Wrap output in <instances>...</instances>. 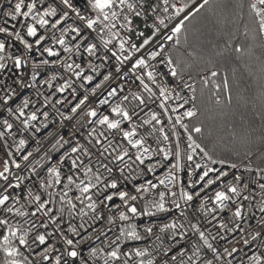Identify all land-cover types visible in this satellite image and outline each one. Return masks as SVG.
Here are the masks:
<instances>
[{
	"label": "snow or ice",
	"instance_id": "6c2138e0",
	"mask_svg": "<svg viewBox=\"0 0 264 264\" xmlns=\"http://www.w3.org/2000/svg\"><path fill=\"white\" fill-rule=\"evenodd\" d=\"M8 2L11 3V0ZM196 2L197 0H177V2L159 0V3L153 0H134V2L133 0H85L81 8L74 3V0H52V2L30 0L28 3H25V0H15L12 7L4 11L3 15L12 21L21 17L34 21L26 25L28 37L38 36L36 25L40 28L50 25L51 29H57L58 26L66 24L59 28L61 33L59 38H56L55 33L51 37L39 35L35 40V45L40 46L46 39H50L52 45H59L60 49L69 56L61 58L60 50H54L53 46H45L42 48L41 55L46 53L48 57L56 59L51 61L43 59L39 64L34 63L32 65L34 71L30 74L31 83L25 81L23 73H20L14 81L20 88H35L39 83L46 84L51 90L54 87L52 82L59 76L63 82L55 86L54 92L44 95L37 91V97H43L42 100L33 101L25 96L13 109L11 105L19 96V92L11 85L0 88V92H3V95H0V109L19 120L23 130L35 128L36 132H40L41 128L36 127L33 122L38 120V113H41V109L49 105L53 108L56 104L72 105L68 115L57 109L61 123L71 121L78 110L89 101L88 92L95 96L105 84L108 85L107 94L104 98L98 99L97 107H89L81 117V119L87 118L88 125L102 126L104 130L98 131L97 127H92L83 137L86 144L81 143L79 139L75 142L65 139L63 134L54 137L53 149H56L57 145L60 148L68 145V148L55 163L46 168L47 181L43 178L39 180L38 187L47 193V198L43 194L34 195L32 188H27V195L30 198L28 203L34 205V210L29 213L20 208L8 206L10 196L0 195V210L20 217L31 216L33 218L29 228H22L10 224L7 219H0V226L5 227V230L0 232V250L6 257L4 264H33V260L25 255L21 246L28 253L40 257L43 264H90V262L94 264L97 259H102L103 264H117L122 256L126 258L122 264H129L133 256L136 258L134 264H158L156 256H153L148 247L134 246L128 251L123 250L125 244L147 238L140 234L137 223H128L126 226L119 227V234L107 243L110 250L105 251V248L93 246L94 241H99L101 236H106L103 228L99 230L94 228L98 221L106 220L107 225L116 224L117 217L111 214L105 216L104 208H108L109 212L112 209L118 210V219L121 222L149 218L150 222L143 226V232L148 237L153 234L158 223L151 218L157 217L158 214L178 212L180 217L185 218V223H180L175 218L159 222V232L169 233L168 239L174 241L171 246L163 249V258L159 264L175 262L177 255L181 257L179 264H198L205 250L211 252L213 258L204 260L203 264H214V261L220 264H233L232 260H225L224 257H232L234 253H237L240 249L236 245L242 243L243 246H248L262 236V232L257 231L255 234L249 233L248 238H245L243 235L245 229L239 222L244 220L247 209L250 220L257 219V211L261 213L258 223L264 226V182H261L264 181V167L253 168L251 162L245 164L243 161L237 162L224 156H217L198 142L194 134H202L203 126L194 124L190 127L189 123L185 122L192 120L198 114L195 103L197 100L196 86L184 80L171 56L164 52L163 43L157 39L158 35L162 34V29H168L169 23L177 19L178 23L170 29L171 34L163 33L162 39L172 40L174 35L179 34L185 27V21L194 14L192 6H195ZM209 3L210 0H203L194 11L199 12ZM38 4L43 7V11L39 10ZM161 6L162 12L167 15L159 13ZM249 7L258 24L259 33L264 35V0H253ZM70 12L75 14L74 17L70 16ZM92 13L95 14L94 17ZM48 17L57 18L53 22L47 19ZM141 18L145 30H140V26L136 24V20ZM69 19L72 20L71 24H67ZM150 19L152 23L148 22ZM77 21L80 23L77 24ZM4 23L7 24L8 20L6 19ZM21 26H24L23 22ZM12 28L16 29V25H12ZM121 30L127 34L122 35ZM0 33L14 37L27 52L33 50V44L29 43L18 29L10 31L8 27L0 26ZM70 33L73 34L71 41L75 43L66 41L65 37ZM236 51H241V48L237 47ZM5 52V40L0 39V72L7 68L4 62ZM72 54L76 57L86 54L87 69H90L93 74H86V69L81 63L72 60ZM91 58L100 60L101 63L96 65ZM158 58L161 59L158 60ZM7 59L13 61L16 69H20L27 63L22 56H13L11 53L7 54ZM153 61H157V64H153ZM165 64L168 69L167 73L160 71L158 67V65ZM42 65L59 66L71 75L65 78L55 73L47 79L38 80L41 74L35 69ZM105 68L108 69L106 72L100 71ZM217 75L218 72L212 70L210 77L203 76L201 79L204 86L207 87L210 79ZM129 76L134 77V81L139 82L138 86L141 87L142 92L147 94L145 97L141 92L130 93L132 100L138 102L131 109L124 104L129 100V96L121 95L125 91L122 82ZM167 76L181 82L182 89H188L189 95L187 97L182 95V89L177 90L179 85H170ZM97 77L101 78L93 83L97 81ZM158 77L163 79L158 80ZM211 83L215 89L212 97H215L216 104H220L221 99L218 92L221 84L216 83L214 79H211ZM0 84H3V81H0ZM223 89L226 91L229 89L227 78L223 80ZM80 90L86 93L82 97H80ZM65 92H68V96L57 99L53 103L52 96ZM111 98H118V102L111 103ZM73 101L76 102L73 104ZM228 102L231 103L230 95ZM190 103L191 106L186 107ZM37 104L40 107H37ZM30 105L34 110L26 116L25 110ZM150 105H155V109ZM103 106H108L110 114L98 112V109ZM141 112L146 118L140 116ZM41 114L45 121L42 127L47 129L46 121L49 119V112L42 111ZM113 116L115 118H111ZM22 117L26 118L21 119ZM138 120L140 123H137ZM126 123L129 125L128 128L124 127ZM2 124L5 131L0 132V139L5 137L6 132L11 133L13 129V124L7 118L3 119ZM145 125L151 126L147 136L140 135L138 132V128ZM166 128L169 130L166 131ZM181 129L183 135L186 136V149L183 155ZM157 132L159 133L156 139L157 147L153 148L148 144V137ZM27 144L26 139H19L16 146L17 154L25 149ZM5 155L10 158L13 154L8 151ZM32 155L33 153L29 151L21 159L28 162ZM252 155L253 153L249 151L246 158ZM197 156H199L198 161L195 159ZM157 157L159 159H156ZM2 163L3 170L0 171V180H3L5 185L0 187H3V191L7 193L9 189L21 188L24 177L15 176L16 182L13 183L9 178L12 175L9 159H3ZM11 163L17 170L21 169V163L14 159ZM133 164H136L138 168L136 175L132 174ZM28 167L35 174V169L31 165ZM65 167L67 168L66 173L63 172ZM158 169H164L162 175H156ZM80 173L83 174V178ZM230 173L231 178L229 179ZM243 173H248L249 178L245 179ZM149 174H152L155 182L153 179H145L142 183H136L141 177ZM61 185L59 191H47ZM161 186L164 190H159ZM256 188L260 190L259 203H253ZM208 189H212L214 195L204 194ZM74 190L78 195L70 196L69 193ZM245 191L248 194H243ZM148 193H154L156 198L150 200L142 209L138 208L135 203H131L137 201L138 198L143 200L145 194ZM12 199L16 203L20 201L19 196L12 197ZM116 199L121 203L116 204ZM74 201L82 205L78 211L77 203ZM209 201L211 206H209ZM245 202H248L247 205ZM57 203L59 207L54 208L53 206ZM121 207L126 208V211L119 210ZM188 208H193L196 213L203 214V223L216 228V234L212 235L207 227L202 230V222L199 218L196 222L188 220L186 216ZM65 209H67V219L64 215ZM89 213L92 215L89 216ZM215 213L225 215H221L218 219ZM227 213H230V216L226 215ZM208 216H211V219H208ZM76 217L81 220L78 226L72 222ZM85 217H89L91 223H88ZM36 220H39L38 226ZM213 221L217 223L213 224ZM41 228L45 231H40ZM89 228L96 233L94 237L92 232H89ZM237 229L242 235L239 240L235 241V244L231 240L228 241L233 245L230 249L223 247V252H221L211 242L224 241L226 237L221 233L231 234ZM111 230V228L108 229V231ZM33 231L36 234L30 244L28 237ZM189 232L197 238L191 240ZM75 237H80V239H74ZM156 239L161 240V237L158 235ZM13 241H18L19 246ZM181 241L185 242L184 245L179 247L176 254L169 257V253L181 245ZM41 246H43L42 250L36 251ZM258 248H264V240ZM189 249L191 254L184 259ZM246 256L248 264H264V252L255 251Z\"/></svg>",
	"mask_w": 264,
	"mask_h": 264
},
{
	"label": "built area",
	"instance_id": "2783aa9c",
	"mask_svg": "<svg viewBox=\"0 0 264 264\" xmlns=\"http://www.w3.org/2000/svg\"><path fill=\"white\" fill-rule=\"evenodd\" d=\"M250 1H251V3L253 2V0H250ZM28 2H30V0H25V3H28ZM46 2H52V0H46ZM133 2H134V0H133ZM153 2L159 3V0H153ZM202 2H203V0H197L196 5L192 6L193 12H195L194 11L195 7H197ZM14 3H15V0H11V3H9L8 0H0V26L8 27L10 31H15L18 29L21 32V35H23L24 38L26 40H28L29 43L33 44V50L31 52H27L24 49L23 45L19 41L15 40L14 37H8L6 34L0 33V39H4L5 43H6V52L4 53L6 59L4 62L7 64V68L3 72H0V81H3V84H0V88L11 85L13 88H15L19 92V96H17L15 98L14 103H12V105H11L13 107V109H15L16 104H18L20 102V100L25 96L29 97L33 101H36L38 99L42 100L43 97H37V95H36L37 91L43 93L44 95H50L52 92H54L55 86H58L60 83L63 82V80H61L58 76L57 80L52 82L54 87L51 90L48 88V86L46 84L37 83L35 88H20L18 85H16L14 83V81L16 80L17 76L20 73L24 74V79L27 83H31L30 74L34 71V69L32 68V65L34 63L39 64L40 61H42L43 59H48L50 61L56 59L54 57H48L46 53L41 55L43 47L53 46L54 50H60L61 51V58H67L69 56L68 53H64L62 51V49H60L59 45H52V42L50 39H46L44 42H42V44L40 46L35 45V40L38 38L39 35H45L47 37H51V35L53 33H55L56 38H59V36L61 34L59 28L66 26V24H62V25L58 26L57 29H51L50 25L47 26L46 28H40L39 25H36L38 28V36L37 37H28L26 35V25L28 23H34V21H31L30 19L25 20L22 17L18 18L16 21H12L11 19H9L3 15L4 11L9 9L10 7H12V4H14ZM74 3L77 6L83 8V6L85 4V0H74ZM53 6H55V4H53ZM38 8L40 11H43V7L40 6L39 4H38ZM24 10L26 11L27 9L25 8ZM58 11H59V9H58ZM158 11L161 15H167V14H164L162 12V6H161V9H159ZM170 12H171V9H170ZM74 15H75L74 13L70 12V16L74 17ZM92 15L94 17L95 14L92 13ZM56 18L57 17H48L47 19L54 22V20ZM6 19L8 20L7 24L4 23V21ZM21 22H23V25H24L23 27L21 26ZM148 22L152 23V20L150 19ZM71 23H72V20L69 19L67 21V24H71ZM79 23L80 22L77 21V24H79ZM166 23H168V21H166ZM176 23H178V19L173 20L171 23H169V28L168 29H162V34L158 35V37H157V39L160 40L161 43H163L164 52L167 55H169L168 50L171 47H176L179 44V40H180L179 34L180 33L174 35L172 40L162 39V35H163V33L171 34L170 29ZM14 24L16 25V29L12 28V25H14ZM136 24H138L140 26V30H145L142 18L137 19ZM121 34L126 35L127 33L124 30H121ZM71 35H73V34L70 33L68 36L65 37V39H66V41H68L70 43H75V42L71 41ZM261 36H262V40L264 42V35L261 34ZM177 41H178V43H177ZM136 42H139V41H136ZM114 43H115V41H114ZM8 53H11L13 56H16V55L22 56V58L27 61L26 65L22 66L20 69H16L14 67L13 61L7 59ZM162 56H163V54H162ZM85 57H86V54H84V56H82V57H76L74 54H72V60H74L76 63H81L82 67H84L86 69V74H93V73H91L90 69H87ZM161 58H158V60ZM91 59H92L93 63L96 65H99L101 63L100 60H96L95 58H91ZM69 62H71V61H69ZM152 63L157 64V61H153ZM158 67H159L160 71L167 73L168 69H167L166 64L165 65H158ZM107 70H108L107 68L100 69V71H102V72H106ZM35 71H38L41 74L38 77V80L47 79L48 77H50L51 75H53L55 73H59V74L63 75L65 78H67L68 76L71 75L70 73L64 72V70L62 68H60L59 66L52 67V66H43L42 65L41 67L35 69ZM210 72H211V70L203 71L197 77L189 75V74H185L182 76L184 77L185 81H187L188 83H194L195 86L197 87L198 82H203L201 79L203 76H209L210 77ZM100 78L101 77H97V81H94L93 83L98 82ZM73 79H74V77H73ZM159 79H163V78L158 77V80ZM167 80L169 81L170 85H172V86L179 85L177 90L182 89V83L179 82L178 80H176L175 78H172L171 76H167ZM122 83L124 84L125 91L123 93H121V95H128L129 96V100L124 102L125 106L128 107L129 109H131L132 107L135 106L136 103H138L137 101L132 100L130 93L141 92L142 95H144L145 97L147 96L146 93L142 92L141 87L138 86L139 82L134 81V77L129 76ZM107 89H108V85L105 84L100 90L97 91L95 96H92L91 93L88 92L87 94L89 95V101H87L86 104L84 106H82V108L80 110H78L77 114L73 116V119L71 121H64L63 123H61V117H60L59 113L57 112V109H59L60 112H64L66 115H68V114H70V107L72 105L62 106L60 104H56L55 108H53L51 105H49L47 108H42L41 113H42V111H48L49 112V119H48V121H46V123H48V128L47 129L43 128L42 123H44L45 121H44L43 115L41 113H38V120L33 122V123L36 125V127L41 128L40 132H36L35 128H29L26 131L23 130V126L20 124L19 120L15 119L14 116H9L7 114V112L0 109V132L5 131L4 126L2 124L3 119L7 118L9 120V122L13 124V129L11 130V133L6 132L5 137L0 139V171L3 170V163H2L3 159L7 158V159H9V167H10L11 173H12V175H10V177H9L10 180L13 183H15L16 182L15 176L22 175L24 177L23 184L21 185V188H19V189H9V191L7 193H5L3 191V187H0V195H9L10 196V200L7 202L8 206H13L14 208H20L22 211H28L29 213L32 210H34V205H29V203H28V200L30 198L27 195V191H26L27 188H32L34 195L35 194H43L45 196V198H47V193L43 189H40L38 187L39 180L41 178H43V179H45V181H47L46 168L51 166L53 163H55L59 159V157L64 153V151H66L68 148V145H65L63 148H60L59 145H57V148L53 149L52 144L55 142L54 137L57 136L58 134H63L65 136V139H70L73 142H75L76 139H79L81 141V143L86 144V141H84L83 137L86 136L88 131L92 127H94L95 125H88L86 123L87 118L84 117L83 119H81V117L83 116V113L87 111V109L89 107H97L98 99L104 98V96H106ZM154 90H155V88H154ZM84 94H86V93H84L83 90H80V97H82ZM181 94L184 95L185 97H187L189 95L188 89H182ZM0 95H3V92H0ZM64 96H68V92H65L63 94L56 93L54 96H52L53 103H55V101L57 99H62ZM69 99H70V97H69ZM75 102L76 101H73V104ZM110 102L116 103V102H118V98H111ZM36 106L40 107L39 104H37ZM190 106H191V103L189 105H187L186 107H190ZM150 107L155 109L156 106L150 105ZM33 110H34V108L30 105L29 108L25 110L26 116L29 112H31ZM145 111H147V109H145ZM181 111H183V110H181ZM98 112L102 113V114H110L108 106H103V107L99 108ZM140 116L144 117V113L141 112ZM24 118H26V117H22L21 119H24ZM97 118H92V119H97ZM111 118H115V117L113 116ZM144 118H146V117H144ZM78 120H79V124H77ZM185 122L189 123V125H190L191 120L190 121L186 120ZM137 123H140V121L138 120ZM74 125H75V127H74ZM81 125H83V126H81ZM128 126L129 125L127 123L124 125L125 128H128ZM95 127H97L98 131L104 130V128L102 126H95ZM150 128H151L150 125H145L143 127L138 128V132L140 135L147 136V132L150 130ZM168 130L169 129L166 128V131H168ZM180 131L182 133V135H181V152L183 155L185 152V149H186V136L183 135L182 129ZM12 133H15V135H12ZM105 134L107 135L108 133L106 132ZM158 136H159V133L157 132V133L153 134L151 137H148V144L151 147H153V148L157 147L156 139ZM21 138L26 139L28 141V144L26 145L25 149L21 150V152L19 154H17L16 146L18 145L19 139H21ZM117 138L119 139V137H117ZM5 141L7 142L6 147H5ZM37 149H39V151H37ZM8 151H11L13 154L12 157H10V158L6 157V155H5V153ZM29 151H31L33 153L32 157L29 158L28 162L22 161L21 157L23 155L27 154V152H29ZM49 157H51V159H49ZM13 159L16 160L17 162L21 163V169L17 170L14 167V165H12L11 160H13ZM156 159H159V157H157ZM195 159H197V161H198L199 156H197ZM37 161H39V163H37ZM243 162L245 164L251 162L253 168L257 167L254 164L252 157L247 158ZM129 163H131V162L129 161ZM28 165H31V167L35 169V174H33V172L30 170ZM120 166H123V165H120ZM259 167H264V166H259ZM132 170H133L132 174L136 175L138 172V168H137L136 164L132 165ZM101 171H103V169H101ZM127 171L128 170L126 169V174H127ZM163 171H164V169H158L156 175H162ZM63 172H65V173L67 172L66 167L63 169ZM243 175H244L245 179L249 178L248 173H243ZM252 175H254V173ZM80 176H81V178H83L82 173H80ZM230 178H231V173H230L229 179ZM145 179H153L154 180V177L152 176V174H149L146 177H141L140 180L136 181V183H142V182H144ZM154 182H155V180H154ZM261 182H264V181H261ZM4 185H5V182L3 180H0V186H4ZM61 187H62V185L56 186V188L48 189L47 191H49V192L59 191ZM129 187H131V186L129 185ZM159 190H164V189L161 186ZM204 194L211 196V195H214V192L212 189H208V190H206V192ZM243 194H248V193H247V191H245ZM69 195L70 196L78 195V193L75 192V190H74L73 192L69 193ZM16 196L20 197L19 203H16L15 200L12 199V197H16ZM154 198H156L154 193H148V194H145V198L143 200L138 198L137 201L131 202V203H135L138 208L142 209L145 204H147L150 200H152ZM57 201H58V198H57ZM259 201H260V190L258 188H256V190H255V201H253V203H259ZM74 202L77 203V211H78L79 207H81L82 205H80L79 202H77V201H74ZM115 203L120 204L121 202L118 199H116ZM247 203L248 202H245L246 205H247ZM209 206H211L210 201H209ZM53 207L54 208L59 207V203H57ZM110 207H111V205H110ZM119 210L126 211V208L121 207ZM103 211L105 213V216L109 215V214L116 216L117 217L116 224L115 225H107L106 220L98 221L94 225V228H96L97 230L103 228L104 231L106 232V236H101L99 241H94L93 246L105 248V251L110 250L107 247V243H109L111 240L115 239V237L119 234V227L126 226L128 223H137L139 226L138 230L140 231V234L142 236H146L147 238L142 240V241H139V242H132L129 244H125L123 247V250L128 251L130 248H132L134 246L148 247L149 251L152 252L153 256H156L158 264H159V261L163 258L162 257L163 249L171 246L174 243V241H170L168 239L169 233H160L159 232V226H160L159 222H163V221L175 218L178 220V222L185 223V218L180 217L178 212H174L171 214L160 213L157 215V217L151 218L152 220L158 221V223L154 229L153 234L150 237H148L147 234L143 232V226L150 222L149 218H141V219H134V220L128 221V222H121L118 219V210L112 209V211L109 212L108 208H104ZM253 211H255V209H253ZM245 212H246V214H245L244 220L239 222L241 224V226L245 229V232L243 233L245 238H248L249 233L255 234V232H257V231L262 232V236L259 237L256 241L251 242L248 246H243L242 243L239 245H236L238 247V249H240V250L237 253H234L232 257H224L225 260H228V259L232 260L233 264H248L246 254L251 255L252 252H255V251L264 252V248H258V245L262 242V240H264V226H262L258 223V218L262 214L257 211V213H256L257 219H251L250 220L248 215H247V209L245 210ZM64 215H65V218L67 219V209H65ZM91 215H92V213H89V216H91ZM215 215H217L218 219H219L221 215H225V214L215 213ZM226 215L230 216V213H227ZM186 216H187L188 220H192L193 222H196V219L199 218L202 222L201 223L202 230H203V228L207 227L211 230L212 235L216 234V232H217L216 228H213L211 225H207V224L203 223V220H204L203 214L196 213L193 208H188V209H186ZM0 219H7L10 224L18 225L22 228L31 227L32 220H33V218L31 216L20 217V216L15 215L14 213H6L3 210H0ZM84 219L87 220L88 223H91V220L89 219V217H85ZM208 219H211V216H208ZM72 222L77 224V226H78L81 223V220L79 217H76ZM216 223H217V221H213V224H216ZM36 224H37V226L39 225V220H36ZM249 225H251V227H249ZM231 226L232 225L230 224V227ZM64 227L66 228L67 225L65 224ZM109 228H111L112 230L108 231ZM4 230H5V227L0 226V232H3ZM39 230L45 231L42 228ZM81 231H83V230H81ZM89 232H92L93 237L96 235V233L93 232L92 228H89ZM35 234H36L35 231H33L32 233L29 234L28 239H29L30 244H31V240ZM158 235L161 237V240L156 239V236H158ZM188 235H189V238L191 240H195L197 238L191 232H189ZM221 235H224L226 237V239L224 241H219L218 243L216 241H211V242L214 244L215 247H218L220 249V251L223 252V247H229V249H230L233 246L232 244L228 243L229 240H231L233 242V244H235V241L239 240L240 236L242 234L240 233L239 229H237L236 232H234V233L229 234L227 232H223V233H221ZM74 239H80V237H75ZM13 243L16 244L17 246H19L18 241H13ZM184 243H185L184 241H181V245H178L176 248H174L173 252L169 253V257L173 254H176L179 247L184 245ZM42 248H43V246H41L40 249H36V251H40V250H42ZM249 249H251V251H249ZM21 250L25 252V255L29 256V259L33 260V264H43L40 257L35 256L34 254L28 253L22 246H21ZM190 254H191V250L189 249V251L186 252L184 259H186L187 256ZM212 258L213 257H212L211 252H207L205 250L202 252L201 260L198 262V264H203L204 260L212 259ZM5 259H6L5 254L3 253L2 250H0V264H4ZM124 259H126V258L122 256L121 261L117 262V264H122ZM135 259L136 258L133 256V260H130L129 264H134ZM180 259H181V257H179L177 255V260L175 262L170 261V264H179ZM90 264H93V262H90ZM94 264H103V260L97 259V260H95ZM214 264H220V262L214 261Z\"/></svg>",
	"mask_w": 264,
	"mask_h": 264
},
{
	"label": "trees",
	"instance_id": "16d2710c",
	"mask_svg": "<svg viewBox=\"0 0 264 264\" xmlns=\"http://www.w3.org/2000/svg\"><path fill=\"white\" fill-rule=\"evenodd\" d=\"M250 4V0H210L185 21L179 44L168 53L180 75L218 72L212 79L221 84L220 104L212 97L211 80L207 87L203 82L196 87L198 115L190 127L201 124L204 129L194 134L197 140L213 154L237 162L245 161L250 151L254 164L264 166V42Z\"/></svg>",
	"mask_w": 264,
	"mask_h": 264
},
{
	"label": "rangeland",
	"instance_id": "374dc122",
	"mask_svg": "<svg viewBox=\"0 0 264 264\" xmlns=\"http://www.w3.org/2000/svg\"><path fill=\"white\" fill-rule=\"evenodd\" d=\"M206 71V70H205ZM196 95H197V93H196Z\"/></svg>",
	"mask_w": 264,
	"mask_h": 264
}]
</instances>
